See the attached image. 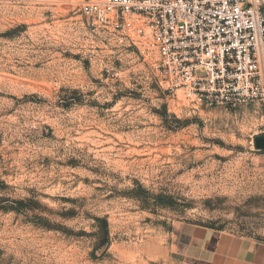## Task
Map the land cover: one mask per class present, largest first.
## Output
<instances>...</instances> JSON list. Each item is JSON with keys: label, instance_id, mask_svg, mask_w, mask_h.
I'll return each instance as SVG.
<instances>
[{"label": "rangeland", "instance_id": "rangeland-1", "mask_svg": "<svg viewBox=\"0 0 264 264\" xmlns=\"http://www.w3.org/2000/svg\"><path fill=\"white\" fill-rule=\"evenodd\" d=\"M88 0H0V264H210L186 225L264 241V106L169 91Z\"/></svg>", "mask_w": 264, "mask_h": 264}, {"label": "built area", "instance_id": "built-area-1", "mask_svg": "<svg viewBox=\"0 0 264 264\" xmlns=\"http://www.w3.org/2000/svg\"><path fill=\"white\" fill-rule=\"evenodd\" d=\"M82 14L155 53L165 89L205 107L264 106L263 0H88Z\"/></svg>", "mask_w": 264, "mask_h": 264}, {"label": "crops", "instance_id": "crops-1", "mask_svg": "<svg viewBox=\"0 0 264 264\" xmlns=\"http://www.w3.org/2000/svg\"><path fill=\"white\" fill-rule=\"evenodd\" d=\"M174 248L183 258L210 264H264V241L205 226H184Z\"/></svg>", "mask_w": 264, "mask_h": 264}, {"label": "water", "instance_id": "water-1", "mask_svg": "<svg viewBox=\"0 0 264 264\" xmlns=\"http://www.w3.org/2000/svg\"><path fill=\"white\" fill-rule=\"evenodd\" d=\"M255 142L257 147L264 148V135L255 137Z\"/></svg>", "mask_w": 264, "mask_h": 264}]
</instances>
